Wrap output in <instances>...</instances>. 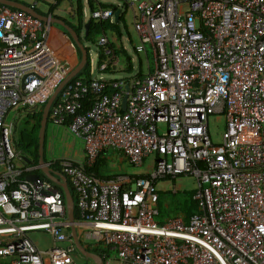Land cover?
Returning a JSON list of instances; mask_svg holds the SVG:
<instances>
[{
    "label": "built area",
    "instance_id": "1",
    "mask_svg": "<svg viewBox=\"0 0 264 264\" xmlns=\"http://www.w3.org/2000/svg\"><path fill=\"white\" fill-rule=\"evenodd\" d=\"M117 2L132 13L134 51L152 64L106 82L117 47L98 35L89 77L65 84L48 115L82 140L84 160L44 165L15 149L7 117L42 108L69 68L51 24L0 5V264H75L70 224L88 228L77 237L105 252L102 264H264V0ZM113 14L95 7L89 18ZM209 116L224 117L220 143ZM109 150L132 168L153 163L146 174L107 176ZM43 166L66 178L72 223ZM184 175L197 181L200 212L161 220L155 182ZM33 232L49 234L50 248L39 249Z\"/></svg>",
    "mask_w": 264,
    "mask_h": 264
},
{
    "label": "rangeland",
    "instance_id": "2",
    "mask_svg": "<svg viewBox=\"0 0 264 264\" xmlns=\"http://www.w3.org/2000/svg\"><path fill=\"white\" fill-rule=\"evenodd\" d=\"M20 2L26 3L31 5L32 3L36 2L38 5L37 10L41 13H48L50 5H53L55 0H18ZM76 1L77 0H60L58 4L53 8L52 13L61 18L62 20L66 21L71 26L76 27ZM81 4V13H82V22H86L89 20L90 9L87 6V0H78ZM97 3L103 6H117L119 2L117 0H95ZM91 6L96 7V4L93 0H90ZM84 10V13H83ZM96 22V21H95ZM133 19L132 13L130 10H127L125 14V30L119 27V31L121 32V38L117 37L115 33L107 31L104 34L108 35L109 40L112 44L117 47V45H121L123 49H118L117 47V57L118 62L114 64L116 72L113 75L109 73H105L103 78L110 79L114 81H121L125 80L128 81L131 78L135 77V74L138 71L145 73V64L150 65L151 57L149 56L146 60L143 54H138L134 51V47L137 44L136 34L133 29ZM58 28V27H57ZM59 29V28H58ZM83 31L80 28V38L82 44L86 48V53L91 57L93 61L96 62L94 57L95 47L94 42L98 35L93 36V42H89L83 39ZM121 39V40H120ZM75 49V48H74ZM77 53V52H75ZM63 54L65 57L70 55L69 64H73L77 62V54L76 60H73L72 52L66 49H63ZM128 60H130V70H128ZM74 61V62H73ZM139 65L141 66L139 70ZM67 68L70 66L67 65ZM69 66V67H68ZM151 67V66H150ZM143 76V75H142ZM40 108L39 110H41ZM31 113H21L17 117H14V113H10L7 117L8 121L13 123V130L11 134V141L13 146L15 147V141H17V134L20 129L22 123H24L27 118H25L26 114ZM29 121L32 122L31 119ZM207 127L209 131L210 138L213 143H220L222 132L224 129V117L221 116L220 118H216L214 116H209L207 119ZM76 152L78 155L81 154V139L75 137L67 128V126H60V125H53L52 122L49 121L45 131V139H44V146H43V156L44 161L52 162L54 158L62 157L65 153H73ZM116 153L117 160H113L112 156ZM29 157V155H27ZM108 159V160H107ZM153 157L149 156L146 158L142 166L139 168H132L127 165V162L124 161L122 154L118 151L114 152L110 150L106 157V164L108 166V173L114 175H131L130 171L138 170V172H147L149 171L150 167L152 166ZM34 162V160H33ZM38 163V162H37ZM114 163V164H113ZM121 165H124L122 167ZM131 168V169H130ZM155 189L158 195L159 205L161 208V214L159 218L161 220H166L171 217L175 216H184V210L190 209L191 204V194L194 191L196 193L197 190V181L194 177L189 175L184 176H176L174 178H168L162 181L155 182ZM194 198V197H193ZM77 231L85 233L88 231V228H78ZM31 237L38 243L39 249H48L52 245V240L46 232H33L31 233ZM79 239V238H78ZM88 242V243H87ZM92 241H86L85 246L92 248ZM99 249V247H97ZM89 251V250H87ZM74 263L75 264H92L91 261L82 258L79 254L73 255Z\"/></svg>",
    "mask_w": 264,
    "mask_h": 264
},
{
    "label": "water",
    "instance_id": "3",
    "mask_svg": "<svg viewBox=\"0 0 264 264\" xmlns=\"http://www.w3.org/2000/svg\"><path fill=\"white\" fill-rule=\"evenodd\" d=\"M0 5H5L11 8L22 10L30 15H32L35 18L40 19L41 21L51 24L54 27H58L60 31H62L67 37L69 38L70 42L73 46H76L79 50V59L77 62H74L70 67L63 79L58 83V85L54 88L53 93L50 95V97L47 99L45 104L42 107L41 110V120H40V126L38 131V165H44V156H43V146H44V139H45V131L47 124L49 123V111L53 104L54 99L56 98L57 94L62 90V87L67 84L71 79H73L78 72L83 68V65L86 61V48L82 44L81 39H79L78 35L73 31L70 25L66 24L60 19H57L51 14H40L38 13L33 5H27L23 2H20L18 0H0ZM119 15V10H116L113 14V18L117 20V16ZM88 21L84 22L83 28L85 32L83 35L86 34V29L88 26ZM127 89V86H126ZM65 95L61 96V99H63ZM125 103H126V96L123 97L122 100V107L125 109ZM22 159L28 163L31 164L32 161L28 159L26 156H22ZM42 172L45 173V175L53 181L54 184H56L63 192L64 199H65V206H66V212H67V218L68 222L72 223L73 221V214H74V202L73 198L71 196L70 190L67 186L66 178L59 175V179L55 178L52 174V170L49 167L43 166L41 168ZM26 179L30 182H35L39 178L36 175H29L26 177ZM69 233L70 238L72 241V244L75 248V250L82 255L85 259L91 261L92 264H102L100 257L96 254H93L87 249H85L82 244L80 243L75 228L70 224L69 226Z\"/></svg>",
    "mask_w": 264,
    "mask_h": 264
},
{
    "label": "trees",
    "instance_id": "4",
    "mask_svg": "<svg viewBox=\"0 0 264 264\" xmlns=\"http://www.w3.org/2000/svg\"><path fill=\"white\" fill-rule=\"evenodd\" d=\"M60 0H55L53 5H50L49 12L52 13L53 8L58 4ZM87 6L92 11V6L90 0L87 1ZM102 8H105V6H101ZM107 9V8H106ZM109 9L114 13L116 10H119V15L117 16V20L113 19L112 22H109L108 20L104 21H97L89 18L88 20V26L86 29V34L83 35V39L87 40L89 42H93V36L95 35H100L104 34L107 31L115 33V35L119 38H121V32L119 31V27L123 28L125 30V14L122 9H118L116 6H110ZM76 27L71 26L73 31L78 35L79 39L80 38V28L82 29L83 33L85 32L83 28V22H82V13H81V4L77 0L76 1ZM82 33V34H83ZM105 35V34H104ZM112 47H114L113 44H111ZM75 52H77V59H79V50L77 49L76 46H74ZM118 50H116L117 53ZM102 59V58H101ZM128 70H130V60H128ZM109 71V68L107 69ZM80 77L88 78V60L86 59L85 64L83 65V68L78 72V74L71 79H77ZM70 81V82H71ZM42 110V109H41ZM41 110H35L32 111L31 113L26 114L25 118L26 120L24 123L21 124L20 129L17 134V141H15V149L17 151H20L22 155H29L31 160H34V163H37L38 161V131H39V126H40V120H41ZM29 119L32 120L29 121ZM50 121V119H49ZM54 169V167H53ZM195 195V192L193 191L191 194V204H190V209L184 210V216L186 219L194 213H199L200 208L198 206V202L193 198ZM158 196V195H157ZM157 208L159 215L161 214V208L159 205V200L157 199ZM74 218H76V212L74 213ZM92 253L97 254V255H102L103 251L98 252L97 250H91Z\"/></svg>",
    "mask_w": 264,
    "mask_h": 264
},
{
    "label": "crops",
    "instance_id": "5",
    "mask_svg": "<svg viewBox=\"0 0 264 264\" xmlns=\"http://www.w3.org/2000/svg\"><path fill=\"white\" fill-rule=\"evenodd\" d=\"M26 4V3H25ZM99 4V3H98ZM27 5H29V4H27ZM31 5H33L34 6V8H37L36 6L38 5L36 2H34V3H32ZM101 6H103V5H101V4H99V6H96V7H99V8H102ZM110 6H112V5H106L105 6V8H109ZM116 7H118V8H120V9H122V7L121 6H116ZM93 8H95L94 6H92V10H93ZM105 8H102V9H105ZM83 13H84V10H83ZM50 33H51V35H52V44H53V50H54V52L56 53V56H57V58L58 59H60V60H64V62L66 61V63H67V65H69L70 66V64H69V61L68 60H70V59H67V58H70L69 56L70 55H68V57H65V54H63V49H64V46H66L67 47V49L69 48V50L72 52V57H73V60L75 61L76 60V53H75V49H74V46L72 45V43L70 42V40H69V38L67 37V35H65L62 31H60L58 28H56V27H54L53 25H51L50 26ZM121 40V39H120ZM63 41H64V43H63ZM117 47H118V49H121V45H117ZM123 49V48H122ZM73 61V62H74ZM118 62V59H117V61L115 62V64ZM72 65V64H71ZM68 66V67H69ZM116 67V66H115ZM115 67L113 66V67H110L109 68V71H106V73H109L110 75H113L115 72H116V70H115ZM140 68H141V66L139 65V70H140ZM145 73H146V71H147V67H145ZM145 73H142L141 72V70H140V72L138 71V73H136L135 74V77L136 76H142V75H144ZM105 74V73H104ZM103 74V75H104ZM104 76H102V78H103ZM134 78V77H133ZM132 79V78H131ZM103 80H105L106 82H111V81H114V80H112V78H110V79H106V78H103ZM53 124V123H52ZM54 125V124H53ZM110 152V150L109 151H107V153H106V157H107V155H108V153ZM114 152H116V151H114ZM123 157V156H122ZM61 159H68V160H72V161H74V162H76V163H81V162H83V160H84V152H83V142H82V140H81V154L80 155H78L76 152H73V153H65L62 157H59L58 159L57 158H54L52 161H55V160H61ZM112 159L113 160H117V156H116V153H114L113 154V156H112ZM123 159H124V161H126L125 160V158L123 157ZM108 160V159H107ZM127 162V161H126ZM114 164V163H113ZM128 165V164H127ZM122 167H124V165H121ZM131 169V168H130ZM148 172V171H147ZM147 172H138V170H132L131 169V171H130V174H146ZM106 175L107 176H112V174H110V173H108V166H107V169H106ZM76 232L78 233H80V231H77L76 230Z\"/></svg>",
    "mask_w": 264,
    "mask_h": 264
},
{
    "label": "flooded vegetation",
    "instance_id": "6",
    "mask_svg": "<svg viewBox=\"0 0 264 264\" xmlns=\"http://www.w3.org/2000/svg\"><path fill=\"white\" fill-rule=\"evenodd\" d=\"M35 10H36L38 13H40V14H43V15H45V14H51V16H53V17H55V18H57V19L62 20L61 18H59L58 16H56V15L53 14V13H50V12H48V13H41V12H39V11L37 10V8H35ZM62 21L65 22L66 24H68L66 21H64V20H62ZM68 25H70V24H68ZM70 26H71V25H70ZM63 43H64V41H63ZM64 49L68 50L66 46H64Z\"/></svg>",
    "mask_w": 264,
    "mask_h": 264
},
{
    "label": "bare ground",
    "instance_id": "7",
    "mask_svg": "<svg viewBox=\"0 0 264 264\" xmlns=\"http://www.w3.org/2000/svg\"><path fill=\"white\" fill-rule=\"evenodd\" d=\"M61 61H64V60H61Z\"/></svg>",
    "mask_w": 264,
    "mask_h": 264
}]
</instances>
